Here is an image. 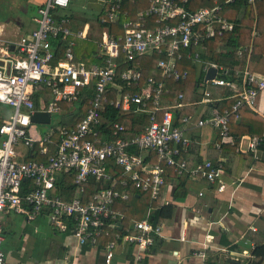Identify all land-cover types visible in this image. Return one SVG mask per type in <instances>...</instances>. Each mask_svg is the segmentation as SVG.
<instances>
[{"label": "built area", "instance_id": "built-area-1", "mask_svg": "<svg viewBox=\"0 0 264 264\" xmlns=\"http://www.w3.org/2000/svg\"><path fill=\"white\" fill-rule=\"evenodd\" d=\"M235 1L212 0L209 6L194 8L193 0H150L136 20L124 23L123 35L103 31L98 62L75 55V38L87 37L88 31L69 26L71 0H44L33 17L35 28L14 41L0 38V104L12 108L0 124V264H7L1 217L12 210L30 219L45 213L51 226L72 232L81 245L100 244L103 232L112 229L104 264H113L118 242L134 249L133 264H140L164 236L152 212L155 202H162L166 166L193 179L220 180L225 172L220 161L190 164L179 157L190 147L192 132L206 126L221 129L223 143L235 144L231 116L238 118L243 105L255 109L264 95V75L246 68L228 79L233 76L229 67L203 56L209 40L234 30L225 4ZM243 1L255 6L258 0ZM120 6L110 3L101 21H117ZM244 50L250 53L252 44L239 54ZM188 63L201 76L196 91L200 100L187 101L181 90L164 104L171 93L169 82L188 78ZM212 67L216 74L207 79ZM212 88L231 94L213 96ZM44 90L50 92L46 104ZM36 95L43 103L40 108ZM232 97L237 98L232 107L222 110L219 102ZM65 103L88 105L74 125L53 122ZM193 105L200 106L198 113L184 114L178 124L175 111ZM37 110L51 113L45 128L31 120ZM141 113L149 114V124L125 137L129 116ZM260 141L251 137L246 146L238 142L237 149L255 152ZM222 142L216 143L218 148ZM152 153L154 162L149 160ZM32 154L43 159H27ZM26 179L32 187L23 184ZM225 186L221 183L218 189ZM129 187L150 194L141 219L117 208L119 201L129 199ZM253 248L243 253L252 257Z\"/></svg>", "mask_w": 264, "mask_h": 264}, {"label": "crops", "instance_id": "crops-1", "mask_svg": "<svg viewBox=\"0 0 264 264\" xmlns=\"http://www.w3.org/2000/svg\"><path fill=\"white\" fill-rule=\"evenodd\" d=\"M116 1L123 0H84L85 7L76 6V0H71L67 12L73 29L89 31L88 17L105 11ZM131 3L150 4V0H131ZM33 17L31 26H25L23 21L16 23L22 27V35L36 27ZM5 31L0 24V38L16 40ZM65 104L70 106L63 105V113L56 114L53 122L63 123L75 107L72 103ZM253 110L264 116V95L259 97ZM0 117L4 119L1 114ZM45 124L41 123V128ZM251 137L254 136L244 134L238 142L246 146ZM213 139L212 127L195 129L185 158L190 164L218 159L225 172L214 183L188 176L187 193L179 200L174 196L179 179L166 182L161 198L164 203H160L176 201L177 207L174 215L161 223L164 236L140 264H264V257L243 253L256 242L264 243V165L257 163L264 161V148L259 144L255 152L219 151L211 145ZM246 153L252 157L240 155ZM221 183L226 185L224 190L218 189ZM1 221L7 264H104L105 247L110 238L106 244L102 240L98 245H81L72 232L51 226L45 213L30 219L12 210L4 212ZM133 252L129 245L118 242L113 264H133Z\"/></svg>", "mask_w": 264, "mask_h": 264}, {"label": "trees", "instance_id": "trees-1", "mask_svg": "<svg viewBox=\"0 0 264 264\" xmlns=\"http://www.w3.org/2000/svg\"><path fill=\"white\" fill-rule=\"evenodd\" d=\"M212 4V0H193L192 5L194 8L201 6H209ZM120 12L118 14L117 21H107L103 23L101 18L106 15L105 11L91 14L89 19L90 29L85 38H75L76 45L74 47L75 55L78 59L85 60L87 63L98 62V41L101 40L103 31L108 30L109 34L112 36H119L124 34V23L128 20H136L138 17V12L144 11L148 8L149 3L143 4H133L131 0H123L120 2ZM226 14L230 19L235 21L234 30L221 37H215L209 40L207 44L206 52L203 53L204 57L214 60L220 64H224L229 67L233 76H225L228 79H236L235 74L238 70H245L248 68L250 72L259 73L264 75V0H258L254 6L248 1L236 0L233 3L225 4ZM83 23L80 25L82 26ZM69 26L72 27V22H69ZM252 44V50L249 53L244 50L239 54V49L243 50ZM186 67L189 68L190 74L188 78L184 81H171L169 86L171 87V93L168 97L164 98L163 103L167 104L170 99H172L179 91H184L186 94V100H200L201 94L197 93V85L201 76L198 72L196 65L188 63ZM150 73V65L148 69L145 70V75ZM44 95V104L47 103L50 97L49 90H44L41 92ZM231 91L219 88H212V95H230ZM236 97H232L219 102V107L223 110L225 107H232V104L236 101ZM39 101L38 95L35 98V104L37 108L42 107L43 104ZM69 104H64V108H68ZM75 107L71 109V113L63 122L69 126L74 125L82 116H84L87 103L76 104ZM200 109L199 105L185 106L175 111V117L178 119L177 123L180 124L181 118L184 114H195L198 113ZM118 110L113 109V113L118 114ZM239 117L236 118L235 115L231 116L229 121L230 134L235 138L236 143L231 144L228 142H222L221 129L214 128V139L211 145L215 149L221 151L230 150L233 152L240 151L237 149L238 140L244 134H250L251 136H259L261 138L260 146L264 148V116L254 111L252 108L243 105L239 109ZM128 127L125 132V137L130 138L138 133L145 130L146 126L150 122L149 114H132L129 116ZM125 119L126 116L122 115ZM0 118V124L2 123ZM222 142L221 148H218L216 143ZM241 152V151H240ZM239 154V153H238ZM246 153L245 155L240 154L242 157L251 158L252 154ZM27 159L36 158L43 159L41 156L29 155L26 156ZM25 157V158H26ZM185 158V151L181 153L179 159ZM149 160L156 161V154L152 153L149 156ZM214 164L218 165V159H211ZM203 161V160H202ZM256 161V160H255ZM254 161V162H255ZM264 165V161L258 162ZM223 165V164H222ZM257 165V164H256ZM226 167V165L224 164ZM258 166V165H257ZM174 179H179L177 183V189L175 191V198L179 200L181 196L187 193L185 188L188 175H179L174 166H166L165 180L170 182ZM24 185L32 187V182L26 179L23 182ZM130 188V197L128 200H121L117 204V208L128 216L141 219L145 216L146 210L150 204V194L147 191L137 189L134 187ZM177 203L169 202L162 204L159 201L155 202V209L152 212V221L157 224H161L168 218L174 215ZM114 234V230L106 229L102 236L101 241L103 244L111 239ZM109 239V240H110ZM253 254L256 256L264 257V243L256 242L253 248Z\"/></svg>", "mask_w": 264, "mask_h": 264}, {"label": "rangeland", "instance_id": "rangeland-1", "mask_svg": "<svg viewBox=\"0 0 264 264\" xmlns=\"http://www.w3.org/2000/svg\"><path fill=\"white\" fill-rule=\"evenodd\" d=\"M41 1L44 2V0H0V24L6 29L5 32L11 33L15 37L14 39L20 38L23 29L16 23L23 21L25 26H31L30 18L37 15ZM74 4L85 7L84 0H76ZM0 114L9 118L12 114L11 106L0 104ZM54 118H57L56 114H54Z\"/></svg>", "mask_w": 264, "mask_h": 264}, {"label": "water", "instance_id": "water-1", "mask_svg": "<svg viewBox=\"0 0 264 264\" xmlns=\"http://www.w3.org/2000/svg\"><path fill=\"white\" fill-rule=\"evenodd\" d=\"M215 74H216V68L212 67L208 71L206 78L207 79L214 78ZM50 119H51V113L48 111L37 110L31 116V120L36 123H48L50 122ZM172 193H174V189L172 190Z\"/></svg>", "mask_w": 264, "mask_h": 264}, {"label": "clouds", "instance_id": "clouds-1", "mask_svg": "<svg viewBox=\"0 0 264 264\" xmlns=\"http://www.w3.org/2000/svg\"><path fill=\"white\" fill-rule=\"evenodd\" d=\"M255 245V244H254Z\"/></svg>", "mask_w": 264, "mask_h": 264}]
</instances>
